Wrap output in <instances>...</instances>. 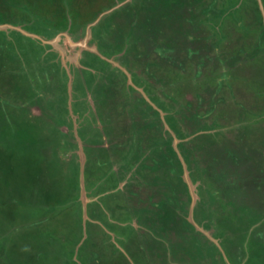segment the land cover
I'll return each instance as SVG.
<instances>
[{"label": "rangeland", "instance_id": "rangeland-1", "mask_svg": "<svg viewBox=\"0 0 264 264\" xmlns=\"http://www.w3.org/2000/svg\"><path fill=\"white\" fill-rule=\"evenodd\" d=\"M0 264H264V0H0Z\"/></svg>", "mask_w": 264, "mask_h": 264}, {"label": "trees", "instance_id": "trees-1", "mask_svg": "<svg viewBox=\"0 0 264 264\" xmlns=\"http://www.w3.org/2000/svg\"><path fill=\"white\" fill-rule=\"evenodd\" d=\"M256 2H257V0H256ZM94 19H95V17H94ZM150 105H151V103H150ZM151 107H152V105H151ZM166 152H165V154L167 153H171V154H173V155H175V156H177V154L175 153V150L170 146V144L166 147ZM163 153V152H162ZM189 160V159H188ZM183 220V219H182Z\"/></svg>", "mask_w": 264, "mask_h": 264}, {"label": "water", "instance_id": "water-1", "mask_svg": "<svg viewBox=\"0 0 264 264\" xmlns=\"http://www.w3.org/2000/svg\"><path fill=\"white\" fill-rule=\"evenodd\" d=\"M187 177V181H188V184H189V187H191V181L189 180V176H186Z\"/></svg>", "mask_w": 264, "mask_h": 264}, {"label": "flooded vegetation", "instance_id": "flooded-vegetation-1", "mask_svg": "<svg viewBox=\"0 0 264 264\" xmlns=\"http://www.w3.org/2000/svg\"><path fill=\"white\" fill-rule=\"evenodd\" d=\"M40 28H42V26L40 27ZM41 30V29H40ZM97 52H95V54H96ZM105 59V58H104ZM108 62V61H107Z\"/></svg>", "mask_w": 264, "mask_h": 264}]
</instances>
